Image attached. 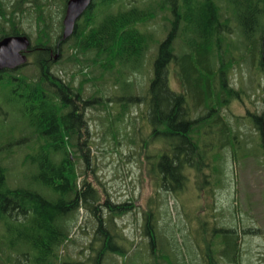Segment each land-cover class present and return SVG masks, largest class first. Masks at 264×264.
Returning <instances> with one entry per match:
<instances>
[{"label":"trees","instance_id":"16d2710c","mask_svg":"<svg viewBox=\"0 0 264 264\" xmlns=\"http://www.w3.org/2000/svg\"><path fill=\"white\" fill-rule=\"evenodd\" d=\"M28 1H0V38L26 35L16 21L24 15H35L37 33L32 45L37 76L7 73L4 79L0 78L26 117L32 148L23 163L32 170L33 181L28 186L7 182L9 167L3 166L0 159V225L14 235L8 251L1 249L0 241V264H13L18 256L22 257V264H102L107 252L126 253L125 239L116 230L115 220L128 213L132 204H114L109 199L100 202L99 190L89 181V150L93 142L84 111L100 99L82 98L84 85L92 80L91 70L99 69L115 77L117 93L108 101L120 106V115H116L120 121L128 104L142 101L144 108L138 117L148 121L149 136L140 145L149 143V150L157 142L163 144L151 160L147 153L145 158L161 175L163 184L178 181L183 190L192 179L189 172L204 173L210 169L204 154H200L202 148L206 149L203 132L208 131L209 116L195 111L200 107L211 111L224 103L220 92L224 90L227 70L222 57L231 66L248 62L254 67L250 59L259 45L255 32L261 30L263 23L246 17L251 7L247 3L240 7L247 12L245 19L238 16L239 12L234 16L238 23L234 30L228 21L221 22L214 0H93L77 21L71 38L62 42L61 33L48 29L44 13L58 6L62 14L67 0ZM227 1L234 7L240 3ZM157 19H161V24L156 33L140 29ZM233 31L240 36L233 37ZM156 34L161 36L156 38ZM220 43L224 45L222 49ZM62 46L64 52H69L65 60L71 69L63 66L56 72L52 68L57 62L48 51L56 52ZM153 46L148 84L141 97L135 76H129L146 71L145 57ZM170 73L178 76L179 91L170 88ZM211 78H217L219 85V92L214 89L213 95ZM119 89L124 96H119ZM218 134L224 138L219 143L221 149L226 148L232 134L235 136L226 124L220 125ZM215 171H220L217 166ZM79 210L88 212L93 219L92 235L85 245L88 254L83 260H66L59 249L70 239ZM102 211L105 216L97 215ZM152 219L148 213L144 223V230L152 232L151 239ZM228 246L234 249L236 263L241 251L239 240H230Z\"/></svg>","mask_w":264,"mask_h":264},{"label":"rangeland","instance_id":"374dc122","mask_svg":"<svg viewBox=\"0 0 264 264\" xmlns=\"http://www.w3.org/2000/svg\"><path fill=\"white\" fill-rule=\"evenodd\" d=\"M0 1L5 4L8 0ZM216 2L223 11V2L228 1ZM228 9L235 12L231 5ZM58 10V6H52L49 13L45 11L44 19L49 24L48 29L57 31L59 35L62 22L59 26L58 19L62 21L64 12L60 14ZM237 12L241 14L238 15L240 18L245 19L246 10L239 9ZM24 16L17 18V26L33 45L37 36L35 15ZM235 19L233 25L237 23ZM160 20L140 29L156 33ZM159 36L155 35L156 38ZM219 45L220 49L224 46L221 43ZM63 49L62 46L57 53L53 71L58 72L63 66L71 69L65 60L69 52ZM153 49L154 46L145 57L146 71L129 76V79L135 76L137 92L141 97L148 84V63L151 61L150 55L154 54ZM55 54L52 53V59ZM222 59L228 70L226 77L230 87L241 92L243 100H228L226 104L216 106L213 113L221 116L222 122L236 138H232V134L226 148L221 149L219 143L224 138L218 134L220 122L209 128L206 134L204 131L206 149L202 148L200 154H204L210 169L203 171L205 174L201 170L193 174L189 172V178L192 179L184 184L183 190L179 188L178 181L168 180L163 184L161 175L154 172L151 163L145 158L147 153V158L151 160L163 144L157 142L149 150V143L140 145V142L148 141L149 136L146 127L148 121L138 117L144 108L142 101L128 104L125 114H122L124 118L120 121L116 118V115H120L117 114L121 111L120 106L114 102L110 105L111 101H108L117 93L113 83L115 77L99 69L91 70L89 79L92 80L84 85L82 98L85 100L94 96L100 99L97 101L99 104L96 102L84 111L93 142L89 150V181L99 190L100 202L109 199L114 204H132L128 213L115 220L116 230L122 233L127 251L107 252L102 264H209V261L219 264H264V148L254 123V116L261 112L257 84L259 70L247 63V68L251 69L247 71L237 64L231 66L224 57ZM35 60L36 55L30 54L29 63L15 69L12 75L37 76ZM169 85L171 89L179 91L178 76L170 73ZM120 92L119 89V96H124ZM211 93L213 95L212 89ZM13 97L8 85L0 81V159L3 166L9 167L7 182L28 186L33 183L32 170L25 167L23 160L32 148L28 138L30 132L26 117L22 115V106ZM209 111L200 107L195 112L206 116ZM209 122L210 119H207V125ZM129 139L137 143H131ZM216 166L220 171H215ZM102 212L97 215L105 216L106 212ZM148 213L153 217L152 239L151 230H144ZM92 220L88 212L78 211L70 239L59 249L63 258L83 260L88 254L85 245L94 228ZM13 238L14 235L4 225H0L2 250L8 251ZM236 238L241 251L235 263L234 249L229 248L228 242ZM15 260L13 264L23 263L22 257L18 256Z\"/></svg>","mask_w":264,"mask_h":264},{"label":"flooded vegetation","instance_id":"af4514ba","mask_svg":"<svg viewBox=\"0 0 264 264\" xmlns=\"http://www.w3.org/2000/svg\"><path fill=\"white\" fill-rule=\"evenodd\" d=\"M238 2H240V3L237 5L235 4L236 7H234L235 12L230 11L228 9L227 4L223 5V8H227V11H225V12L219 8L216 9V13L218 14L221 21L224 22L226 20H230L231 18L233 20L234 16H237L236 12L240 9L241 4L247 3V4H250L251 7H250V9H248V14L246 15V17H249V18L253 17V18H255L256 21H259V23L264 24V0H239ZM258 32H259V29L255 32V35ZM259 38L260 37H256V39H259ZM31 51L32 50L28 51L26 56H28ZM48 53L50 55H52V50H49ZM252 56H253V58H251L250 60L252 61L253 66L257 67V69L259 70L258 86H259L260 94L258 96V99H259V104L261 105L260 115L254 116V123H255L257 131L261 137L262 146H264V139H263V136H264V134H263V120H264V33L261 35L260 45H258V47H256L253 50ZM240 67H244V65L242 64V65H240ZM226 72H228V70L225 71V79L223 81L224 82V90H222L220 92L221 95L223 96V100H224L223 104H226L228 100H230V101L233 100L232 102L243 100V96H242L241 92H239L237 89L230 87V85L227 81ZM4 73L5 72L1 71L0 76H2L1 74H4ZM210 80H211L212 91L215 89L219 92V85H218L217 78L216 79L211 78ZM251 97H253V95H251ZM211 111H209V114H208L210 122L207 125V130L209 128H211L215 123H218V122H220L221 126L225 125V123L222 122L221 116L219 114L213 113L214 108ZM233 137L236 138V136H233Z\"/></svg>","mask_w":264,"mask_h":264},{"label":"water","instance_id":"95a60500","mask_svg":"<svg viewBox=\"0 0 264 264\" xmlns=\"http://www.w3.org/2000/svg\"><path fill=\"white\" fill-rule=\"evenodd\" d=\"M92 0H67L62 19V40L70 37L77 20L88 9ZM30 45L26 36H9L0 40V70L16 69L26 62L25 53ZM264 133V120H263Z\"/></svg>","mask_w":264,"mask_h":264},{"label":"bare ground","instance_id":"6f19581e","mask_svg":"<svg viewBox=\"0 0 264 264\" xmlns=\"http://www.w3.org/2000/svg\"><path fill=\"white\" fill-rule=\"evenodd\" d=\"M262 19H263V18H262ZM253 30H254V29H253ZM248 33H249V32H248ZM252 37H253V36H252ZM59 41H60V40H59ZM62 42H63V41H62ZM259 45H260V44H259ZM59 50H60V49H59ZM59 50H56V49H55V51H56V54L54 55V58H56V57L58 56V54H57V53L59 52Z\"/></svg>","mask_w":264,"mask_h":264}]
</instances>
